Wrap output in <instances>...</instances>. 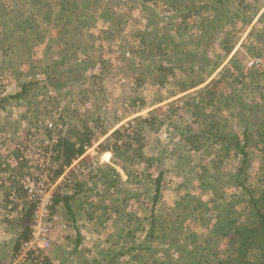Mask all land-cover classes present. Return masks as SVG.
Instances as JSON below:
<instances>
[{
    "label": "rangeland",
    "instance_id": "obj_1",
    "mask_svg": "<svg viewBox=\"0 0 264 264\" xmlns=\"http://www.w3.org/2000/svg\"><path fill=\"white\" fill-rule=\"evenodd\" d=\"M140 1L107 0L113 6L116 14L102 13L101 4L93 10L96 14H91L92 16L89 18L94 23H92L93 27L89 30L93 35H90L91 37H88L81 45L70 46L67 49L72 61L86 59V61H91L92 64L85 65L87 68L84 71H82L83 67L81 66L75 70V75L71 77L72 87L64 89L61 94L54 97L55 99L49 100V113L44 112L43 114L41 113L42 116H39V113L37 111L33 112L31 107L25 105V108L23 105L18 104L11 106L12 118H8L3 112L0 113V159L3 166H5L4 161L9 157H14L12 154L14 147L12 142L14 141L11 142L12 144H3L4 133L12 135V131L15 130L16 132L21 129L24 141L28 139L27 142L30 144L45 143L49 137L53 139L57 136L59 139L71 127L80 128V125L86 120V123L94 127L96 134L99 136V139L95 141H98L100 150L98 148H89L88 154H84L77 161L75 160L72 165L66 166V171L62 175L64 179L67 175V181L70 178L84 181L87 189L82 193L85 196L83 199L86 201L88 198V201L91 202L88 205L85 203L86 209H84L80 200L74 201L72 203L75 211L74 217L71 214L69 215L60 205L54 210L56 222L45 248L48 255L51 254L58 260L62 259L67 249L74 247L77 227L83 243L79 253H74L71 257V262L67 264H78L84 255L89 254L92 255L91 257H95L105 247L106 249L112 247L115 242V239L110 236L112 227L106 228L105 225L107 222L106 218L111 214H115V216L113 215L114 221L119 220V218V221L132 219L134 225L138 224L139 221L146 224L148 223L146 217L150 215L153 208L158 216H162L166 214L165 212L169 213L170 209L177 207V210H181L187 205H191L189 199L191 196L196 195L198 196L197 200L211 202V207H214L216 202L212 201L215 199L214 194L211 193L213 191L212 187L208 188L206 186V181L214 179L216 176L214 161L220 158L224 163H231L239 160L240 154L236 148L224 147L221 143L216 144V138H208V136H215L220 134V132H224V125L227 124L225 123V117H228L232 121L230 125L235 127L238 115L236 111L220 110V107L226 101L224 97L217 99L216 102L206 108L198 104L196 95L200 93L199 90L203 87L210 85L214 80L221 79L222 81L218 85L220 91L226 87L231 90L238 83L239 88L236 90L239 89L245 99L248 101H261L262 99V93L259 91L257 83H260V85L264 84V62L260 65V59L252 56L247 50L249 47L247 48L246 46L250 43L248 38L252 30L259 29L264 34V6L258 9L256 5H253L255 2L262 4L263 0H247L252 3L250 10L247 9L246 4H238L237 0H235L236 9L239 8L241 13L246 11L245 17L253 11L255 14L250 18V25L244 30L241 22H235L242 34L240 41L235 43L231 54H228L222 48L228 44L225 36L227 32L224 29H231L230 26L219 24L216 31H214L215 33L212 32L207 35L206 39L201 41L200 44L195 43L196 46H199V52L196 55L192 52L188 53L183 46L178 44L179 36H176L177 34L170 28L175 27V25H170L167 30L171 33V36L165 38L164 42H162V51L164 53L159 56L160 58L156 57V59H149L144 53L124 51L120 46L119 40H121V43L125 42L128 44L136 40L135 32L140 29L143 30L145 23L149 19V7L153 9L156 6L152 5V2H156V0H147L142 7L139 6L137 8ZM160 3L165 4L163 0ZM93 4L98 3H94L93 0L90 6ZM80 5L82 4L80 3ZM61 9V2L52 3L53 14L59 13ZM158 9L160 10L159 7ZM158 9L155 8L154 10ZM200 11H204V9H200ZM98 14L102 15L105 22L102 18L97 20L96 15ZM119 19H123L122 29L120 32L115 33L113 27ZM38 20L42 24V18L39 17ZM111 23L113 25L110 27ZM155 26L159 28L160 23ZM198 26H200L199 21L195 27ZM232 31H234V34L237 32L236 30ZM127 34L130 36L123 39L119 37ZM212 34L213 36H211ZM251 36L253 37L254 35ZM246 40L248 43L244 44ZM86 44L87 49H89L88 52L85 50ZM143 44H146V42ZM186 44L188 49L194 47L193 40L186 41ZM174 46H177L178 51L174 50ZM154 52H159L157 47H155ZM101 53L104 55V59L109 61V64L106 65L108 68H105L100 61ZM17 54H19L18 51H13L10 59L15 62L20 61L24 55ZM233 59L236 60V63H232L231 66L240 65L239 72L234 71L231 67L229 68ZM164 60V65L170 67V71L168 72V77L163 78L164 84L158 85L153 78H155L158 63ZM217 63L219 64L216 65ZM65 66H73V64L70 63ZM209 67L214 69L210 75H208V71H205ZM24 68L28 69V66H24ZM40 70L41 68H35V73H38L40 78H44V74ZM105 70H108L107 73L102 75L101 73ZM24 73L27 77L32 75L29 70ZM201 77H206L202 85L190 88L184 93L179 92L184 86L196 82ZM241 79H243V82ZM233 83L234 86H232ZM42 87L39 90L43 91L44 97H46L48 91L43 90ZM51 94L55 95V93ZM41 98L42 96L38 94L37 99ZM210 99L211 96H205L204 103L209 104L208 101ZM134 102H138L139 106L137 104L133 105ZM153 114H159L163 123L155 121L150 128L144 123H136L137 121H135L136 125L142 124V126H145L139 142L134 136L136 141L132 144V148L126 150L123 147L115 154L111 150H101L99 145H103L101 144L103 142L106 143L105 141L110 138L111 133L116 128L130 124L135 118H147ZM37 117L38 122H36ZM98 117H100V121L95 123V119ZM46 118L51 120L52 123H57L56 125L61 127V130L59 132L58 128L49 130L45 126ZM39 119L42 120L39 121ZM24 125H26L25 128ZM200 130H203L206 134L201 139L202 142L206 143V146H202L200 150H194L187 142L188 135L194 132L199 133ZM209 131L210 135H208ZM104 132L108 133L103 135ZM128 140L132 141L131 139ZM257 140L260 142L261 139L258 137ZM254 144L256 146L248 148V151L251 152L249 155L250 166L247 168L248 175L245 182L252 186L251 189L254 196L261 198L264 195V143ZM55 145H57V142L52 144L53 151H55ZM140 145L142 146L141 148H139ZM111 148L112 144L109 146V149ZM40 150L45 152L42 149ZM108 151L110 152L109 157L105 158L104 155L101 160V156ZM225 151L228 152V155H224ZM31 152L28 156V164H36L38 161H43L45 154L37 152L33 148ZM52 157H55V155H52ZM143 157L151 159L153 162L154 166L150 169L151 174H148L149 160H143ZM105 165L110 166L103 167ZM54 166L56 169L55 162ZM112 167L118 173H113ZM19 168H22V165ZM101 168L103 169L102 174L99 173ZM32 170L36 177L42 176L40 171L35 168H32ZM162 170L164 171L163 182L159 193L156 194V187L151 179L157 177ZM18 171L19 169L15 170L14 173ZM6 173L12 172L8 168L3 173L0 171V175L6 176ZM112 178L115 180L111 183V180H109L107 186L100 184L105 179ZM70 190L73 192L71 188ZM8 191L6 186H0V194L3 196V201L0 203V231L5 229V233L13 235L14 241L22 231V228L15 224L16 222L5 220L8 218L7 208L10 202ZM227 191L232 196L236 193V196L233 197L234 199L240 197L238 190L234 187L227 189ZM19 198L22 200L24 194L20 193ZM117 199H119V205H122V201H126L127 208L125 213L128 215H125V217L120 216V213H117L111 206L113 201ZM232 204L234 205L233 202ZM247 205L249 206V204ZM238 208L242 209V207ZM248 211L249 207H247ZM14 214L15 218L18 217L19 211L14 212ZM94 217L95 219H92ZM187 222L192 224L193 231L206 232L203 225H198V223L195 225L192 220ZM182 226L177 225L178 228ZM118 227L116 225L113 226L116 232H118ZM156 228V232L160 235L161 228L159 229V226ZM169 231L165 229L164 235L166 236ZM142 233L144 232L138 233L141 241L145 238V234ZM68 235L70 236L68 237ZM177 235V230H174L172 236L175 237ZM67 237L68 239H66ZM220 241L219 246L224 250L228 240H224L225 245L222 244V240ZM145 245H147V242ZM161 245L162 242L154 238V246ZM192 247L194 248L193 251L197 253L198 247L195 244ZM11 249L12 246L9 245L8 251H11ZM170 249L173 257L172 264L192 263L185 256V249L182 245ZM146 258H148V254L143 256V259ZM123 259L125 262L130 259L133 260L129 257ZM4 262L7 264L6 261ZM15 262L16 260H13L12 264H20ZM142 263L139 261L137 264Z\"/></svg>",
    "mask_w": 264,
    "mask_h": 264
},
{
    "label": "trees",
    "instance_id": "obj_2",
    "mask_svg": "<svg viewBox=\"0 0 264 264\" xmlns=\"http://www.w3.org/2000/svg\"><path fill=\"white\" fill-rule=\"evenodd\" d=\"M57 1L61 2L62 9L59 13L53 14L52 3ZM92 1L31 0L30 4H28L24 0H0V7L4 5L7 9L6 18L1 19L0 16V112L6 114L8 118H12L11 106L13 107L18 104L23 105V107L25 105L31 107L33 112L37 111L39 113V116H42L44 112L49 113V100L55 99L54 97L61 94L64 89L72 87L71 77L75 75V70L81 66L83 67L82 71H84L87 68L85 65L92 64L91 61H86V59L72 61L67 51L70 46L81 45L83 41L93 35L89 31L93 27V21L89 20V18L95 13L93 10L100 4L102 13L116 14L113 6L107 0H94V3L98 4L90 6ZM146 1L141 0L137 8L139 6L142 7ZM237 2L241 5L246 4L247 9H251L252 3L247 0H237ZM153 4L156 6H153V9L149 7V19L145 23V27H143V30L140 29L135 32L136 40L133 43L131 42V44L121 43V40H119L120 46L124 51L129 50L133 53H144L149 59H156V57L164 53L162 51V42H164L165 38L171 36L167 28L170 25H175V27L170 28L177 34L176 36H179L178 39L180 40H178V44L183 46L188 53L192 52L197 55L199 46H196L195 43L200 44L201 41L206 39L207 35L216 31L219 24H223L224 26L227 25V27L230 26L231 29H224L227 32L225 36L227 37L226 43L228 44L222 48L228 54H231L235 43L240 41L242 34L235 22H241L244 30L250 25V18L255 14L253 11L245 17L246 11L241 13L239 8L236 9L235 0H174L172 4L167 6L162 5V3L159 4V2L157 3V1L152 2ZM253 5H256L260 9L264 6V0L262 4L255 2ZM155 8L158 10L155 11ZM200 9H204V11H200ZM39 17L42 18V24L38 20ZM198 21L201 27H195ZM158 23H160V27L156 28L155 25ZM122 24L123 19L115 22L113 27L115 33L121 31ZM112 25L113 23H111L110 27ZM191 28L193 29L191 30ZM232 30H236V34ZM249 35L248 39H250V43L246 46L247 48L249 47L247 50H249L252 56L260 59L259 63L261 65L264 62V34L261 30L256 29L252 30ZM251 35H254V38ZM128 36L130 35H120L119 37L123 39ZM188 40H193L194 47L192 49L186 48V41ZM247 40L244 44L248 43ZM144 42L146 44H143ZM86 46L87 44L85 45V50L88 52L89 49ZM155 47H157L159 52H154ZM188 47L191 48L189 45ZM15 50L20 55H24L17 62L10 59L12 52ZM174 50L178 51L177 46H174ZM39 52L40 54H38ZM100 61L104 64L105 68H108L106 65L109 64V61L104 59L103 54L100 55ZM70 63L73 66H65ZM164 63L165 60L158 63L155 78H153L154 81H157L158 85L164 84L163 78H167L170 71V67L164 65ZM232 63H236V60L233 59L231 61L229 68L231 67L234 71L239 72L240 65L231 66ZM25 65H29L30 68L25 69ZM35 68H41L40 72L45 74V78H40L34 72ZM28 70L32 74L29 77L24 73ZM213 70L210 67L205 69V71H208V75ZM107 71L105 70L101 74L105 75ZM206 77H201L196 82L184 86L179 92L184 93L190 88L202 85ZM241 80L243 82V79ZM221 81V79L214 80L210 85L199 90L200 93L196 95L198 104L206 108L216 102L217 99L224 97L226 101L220 107V110L236 111L238 115L235 127H232L230 125L232 121L228 117H225V123L227 124L224 125V132H220V134H216L215 136H211L210 131L208 134L210 135L208 138H216V144L221 143L224 147L236 148L240 154L239 160L231 163H224L220 158L214 161L216 176L214 179L206 181V186L208 188L212 187L213 191L211 193L215 196V199L212 201L216 202L215 206L211 207V202L197 200L198 196L196 195L191 196L189 199L191 205H187L181 210H177V207L170 209L169 213L165 212L166 214L162 216H158L156 210L153 208L150 215L146 217L148 220L146 224L139 221L138 224L134 225L132 219L119 221V218L116 221V226H119L118 232H116L118 239L115 240L112 247L102 250L104 254H100V258H93V260L85 259L82 264H137L139 261L143 262L142 264H158V258L163 261L160 264H172L173 257L170 248L180 245L185 249V256L192 262L189 264H264V195L261 198L255 197L251 189L252 186L245 182L248 175L247 168L250 166L249 155L251 152L248 151V148L256 146L254 143H264V84L260 85V83H257L259 91L262 93L261 101H248L243 97V93L239 92V89L236 90L239 88L238 83L235 86L233 83L232 86L234 87L231 90L229 87H226L220 91L218 85ZM40 87L48 91L46 97H44L43 91L39 90ZM51 90H53L55 95L51 94ZM38 94L42 96L41 99H37ZM205 96H211L210 101H208L209 104L204 103ZM136 104L139 106L138 102L133 103V105ZM99 121L100 117L95 119V123ZM135 121H137L136 123H144L150 126V128L155 121L163 123L159 114H153L147 118H135L130 124L128 123V125L116 128L111 133L110 138H107L106 143H101L103 144L101 145V150H111L115 154V152L123 149V147L126 150L132 148V144L136 141L134 136L139 142L145 126H142V124L136 125ZM36 122H38V117ZM86 122L84 120L80 128L75 126L69 128L66 134L58 139L57 145L54 146L55 151L53 153L55 157L53 159L56 169H52V171L57 177L64 172L66 166L72 165L75 160L85 154L86 147L96 137V130ZM98 127L102 128L103 126ZM108 132H104L103 135ZM205 135L203 130H200L199 133H190L187 142L192 149L200 150L202 146H206V143L201 141ZM258 137L261 139L260 142L257 140ZM14 140L17 144L21 142L22 146L25 145L21 129L16 132L15 130L12 131L10 142ZM111 144L112 148L109 149ZM141 147L140 145L139 148ZM18 148L19 146L16 145L13 154H18ZM45 150L52 153V145L47 144ZM224 155H228V152L225 151ZM142 159L149 160L148 174H151L150 169L154 166L152 160L146 157ZM107 166L110 165L103 167ZM15 168L11 167L12 170ZM112 170L114 171L113 173H118L114 167H112ZM24 172L22 170L20 174L23 175ZM99 173H103L102 168ZM163 177L164 171L162 170L157 177L151 179L156 187V194L160 191ZM207 177L209 178L208 174ZM109 180H111V183L115 179H105L100 184L107 186ZM232 187L238 190L240 197L234 199L233 197L236 196V193L234 196L228 193L227 189H231ZM19 189H22V187L19 186ZM84 189H87L85 182L76 178L73 180L70 178L67 182L61 183L58 186L56 194V209L60 205L69 215L71 214L74 217L75 214L71 207V201L81 199ZM118 200L113 201L114 210L120 213V216L125 217V215H128L125 213V209L127 208L126 201H122V205H119ZM238 207H242V209ZM247 207H249L248 212ZM33 208L32 203L27 204L24 202L23 209L19 213V217L16 218L24 222V227H22V231L13 242L11 253L13 260L18 257L22 242L31 238ZM236 208L237 210H235ZM188 220L194 221L195 225L197 223L198 225H203L206 232L193 231L192 224H189ZM177 225L183 226L178 228ZM158 226L159 229L161 228L160 235L156 232V227ZM165 229L170 230L166 236L164 235ZM174 230H177L178 233L175 237L172 236ZM140 232H144L142 234H145V238L142 241L138 235ZM79 233L78 231L74 239L72 253L78 251L83 244ZM154 238L161 241L162 245L154 246ZM129 239H131L130 243ZM226 239L228 240L227 245L222 250L219 246L220 240L225 245L224 240ZM145 241L147 245H145ZM194 244L198 247L197 253L193 251L194 248L192 246ZM120 245L122 246L120 247ZM147 254L148 258L143 259V256ZM125 257L132 258L133 260L130 259L125 262L123 259ZM51 263V259L47 253L45 260L43 259L36 264Z\"/></svg>",
    "mask_w": 264,
    "mask_h": 264
},
{
    "label": "built area",
    "instance_id": "obj_3",
    "mask_svg": "<svg viewBox=\"0 0 264 264\" xmlns=\"http://www.w3.org/2000/svg\"><path fill=\"white\" fill-rule=\"evenodd\" d=\"M46 127L50 130L58 128V132L61 130V127H58L55 123H47ZM7 134L8 133H4L2 141L3 144L6 145L11 143V135ZM27 140L28 139H26V141L23 140L25 143L24 146H22L21 142L17 144L14 140L13 152L15 151L16 145L19 146V152L18 154H13L12 152L14 157H9L6 161H4L5 166H3L0 159L1 173H3L6 168L12 172L6 173V176L3 174L0 175V186H6L9 190L8 195L10 202L7 208L8 219L13 220V218H15L14 212H21L24 202L27 204L32 203L34 206L33 219L31 223V238L22 242L19 255L15 260L20 264H36L41 262L43 259L45 260V255H47L45 250L47 246L46 244L49 241L50 233L54 230L53 226L56 222V214L54 213L55 197L58 186L62 182L66 181L67 175L64 179V176H62L63 174L59 177L54 174L52 171V169H55L52 157V155H54L53 150L52 153L45 150V146L47 144L52 145L53 143L58 142L57 136L53 139L49 137L45 143L30 144ZM32 148L37 152L45 154L43 161H38L36 164H28V156L32 153ZM40 149L45 152H42ZM20 165H22V168H19ZM10 166L16 168L12 170ZM32 168L40 171L42 176L36 177ZM17 169H19V171L14 173ZM22 170L25 171L23 175L20 174ZM19 186H21L22 189H19ZM20 193L24 194V198L22 200L19 198Z\"/></svg>",
    "mask_w": 264,
    "mask_h": 264
},
{
    "label": "crops",
    "instance_id": "obj_4",
    "mask_svg": "<svg viewBox=\"0 0 264 264\" xmlns=\"http://www.w3.org/2000/svg\"><path fill=\"white\" fill-rule=\"evenodd\" d=\"M154 1V0H153ZM157 2H161L162 0H156ZM164 2H165V4H167V5H169V4H172V2L174 1V0H163ZM24 2L25 3H28V4H30L29 2H31V0H24ZM164 3H162V5H165ZM166 5V6H167ZM0 16H1V19H5L6 18V15H7V9H6V7L4 6V5H1V7H0ZM96 17H97V20H99V19H101L102 18V15H96ZM102 20H103V18H102ZM104 21V20H103ZM1 22V21H0ZM95 22V21H94ZM105 22V21H104ZM25 66H28L29 67V65H25ZM35 72V71H34ZM38 74V73H37ZM45 75V74H44ZM40 77V76H39ZM44 78H45V76H44ZM51 93H54L53 92V90H51ZM0 113H2V112H0ZM99 149V148H98ZM110 152L108 151V152H106V153H104L102 156H101V160L103 159V156L105 155V158H108L107 157V154H109ZM110 155V154H109ZM87 188V187H86ZM91 188V187H90ZM85 190V189H84ZM84 192V191H83ZM82 196V198L81 199H76L77 201L78 200H80V203L83 205V208L84 209H86L85 208V203H87V205L88 204H90L91 202H89L88 201V198H87V200L86 201H84V199L83 198H85V196H83V195H81ZM0 203L3 201V196L0 194ZM76 200H74V201H76ZM74 201H71V207H72V203H74ZM112 207H113V205H112ZM63 208V207H62ZM106 208H108V207H106ZM114 208V207H113ZM64 209V208H63ZM72 209H73V207H72ZM65 210V209H64ZM66 211V210H65ZM73 211H74V209H73ZM85 211V210H84ZM74 214H75V211H74ZM113 215L115 216V214H111L110 216H108L107 218H106V220H107V222H106V228H110V227H112V229H111V233H110V236H111V238L113 239H118L116 236V229L115 228H113V226H115L116 225V220L114 221L113 220ZM19 217V216H18ZM17 218V217H16ZM15 218V219H16ZM13 219V220H9V219H5L6 221H12V222H16L15 224H17L18 226H20L21 228L22 227H24V225H23V221L21 220V219ZM92 219H95V217L94 218H92ZM1 228V227H0ZM77 229V232L79 231V228L77 227L76 228ZM3 232V233H2ZM80 232V231H79ZM20 234V233H19ZM70 235H68V237H69ZM75 236H77V234L75 235ZM13 235H10V234H7V233H5V229L4 230H2V231H0V264H5V262L4 261H6L7 262V264H12V262H13V258H12V249H13ZM68 237L66 238V239H68ZM110 238V239H111ZM5 239H7V240H5ZM9 245H11L12 246V249H11V251H8V249H9ZM83 245V244H82ZM69 247V246H68ZM73 248L74 247H72V248H68L67 249V251H66V253H65V256L62 258V259H60V260H58L56 257H54L53 255H51V254H49V258L51 259V264H67V263H70L71 262V257L73 256V254L74 253H72L71 252V250H73ZM105 249H106V247H105ZM79 250H80V248H79ZM79 250L78 251H76L75 253H79ZM107 250V249H106ZM77 253V254H78ZM102 253H104L103 251L102 252H99L98 254H96L95 255V257H91L92 255H89V254H86V255H84L83 257H82V259L80 260V262L78 263V264H82L83 263V261L86 259V260H93V258H100L101 257V255H103ZM101 254V255H100ZM7 258V259H6ZM84 258V259H83ZM6 259V260H5ZM158 260H159V258H158ZM161 262H163L161 259L158 261V264H160Z\"/></svg>",
    "mask_w": 264,
    "mask_h": 264
},
{
    "label": "clouds",
    "instance_id": "obj_5",
    "mask_svg": "<svg viewBox=\"0 0 264 264\" xmlns=\"http://www.w3.org/2000/svg\"><path fill=\"white\" fill-rule=\"evenodd\" d=\"M44 118H45V116H44ZM42 119H43V118H42ZM42 119H39V121H41ZM47 123H52V121L49 120L48 118H46L45 126H46ZM55 124H57V123H55ZM49 130H50V129H49ZM64 135H65V132L62 134V136H64ZM96 139H99V136H98L97 134H96V137L93 139L92 143H91L89 146L86 147L85 155L88 154L87 152H88V149H89V148H95V149L98 148V141H95ZM93 145H95V146H93ZM99 146H101V145H99ZM99 150H100V148H99ZM82 156H84V155H82ZM78 159H79V158H78ZM76 161H77V160H76ZM65 171H66V170H64V172H65ZM64 172H63V173H64ZM63 173H62V174H63ZM62 174H61V175H62ZM61 175H60V176H61ZM66 182H67V180H66ZM62 183H63V182H62ZM55 200H56V197H55ZM54 206H55L54 209L56 210V202H55V205H54ZM57 208H58V207H57Z\"/></svg>",
    "mask_w": 264,
    "mask_h": 264
},
{
    "label": "bare ground",
    "instance_id": "obj_6",
    "mask_svg": "<svg viewBox=\"0 0 264 264\" xmlns=\"http://www.w3.org/2000/svg\"><path fill=\"white\" fill-rule=\"evenodd\" d=\"M107 157H109V154H107Z\"/></svg>",
    "mask_w": 264,
    "mask_h": 264
}]
</instances>
